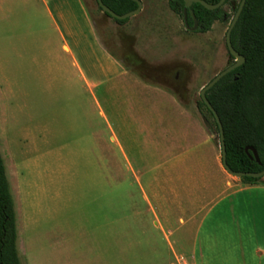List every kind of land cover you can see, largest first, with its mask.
Returning <instances> with one entry per match:
<instances>
[{
    "label": "rangeland",
    "instance_id": "obj_1",
    "mask_svg": "<svg viewBox=\"0 0 264 264\" xmlns=\"http://www.w3.org/2000/svg\"><path fill=\"white\" fill-rule=\"evenodd\" d=\"M85 2L110 53L128 68L139 73L151 68L154 79L185 71L183 90L173 93L198 112L201 90L236 61L226 36L240 0L225 7L227 21L215 22L206 33L188 30L169 0H142V12L126 24L108 17L96 0ZM24 8L30 25V5ZM91 42L88 58L76 51L83 74L51 30L38 34L36 42L28 39L20 57L7 60V45L0 48L2 113L6 104L0 151L15 202L21 262L150 264L154 256L175 261L184 254L178 237L168 236L171 248L168 227L167 235L154 227L145 200L152 198L149 177L163 179L165 173L153 171L159 159L148 155L150 140L129 139L121 129L127 119L158 115L155 106L169 102V94L105 84L98 70L106 60L96 53L94 38ZM115 132L122 146L113 142ZM213 135L220 146V134L214 129ZM116 164L128 171L124 183L117 180Z\"/></svg>",
    "mask_w": 264,
    "mask_h": 264
},
{
    "label": "crops",
    "instance_id": "obj_2",
    "mask_svg": "<svg viewBox=\"0 0 264 264\" xmlns=\"http://www.w3.org/2000/svg\"><path fill=\"white\" fill-rule=\"evenodd\" d=\"M28 5L30 25L24 11ZM50 30L81 74L76 51L88 58L94 38L100 46L96 53L106 60L98 70L105 84L169 94V102L155 106L158 115L127 119V127H121L129 139L150 140L148 155L159 159L153 171L163 170L165 176L149 177L152 198L146 195L145 200L154 213V227L164 233L168 227L166 237H178L175 241L184 253L175 261L154 256L150 264H264V179L245 184L225 169L220 146L205 119L194 105L173 93L183 90L185 71L179 68L167 79H154L151 68L141 70L145 73L128 68L110 53L85 0H0V48L7 45V60L11 55L20 57L28 39L36 42L38 34L44 37ZM1 106L6 116V104ZM8 130L11 136L9 126ZM112 139L122 146L116 132ZM115 167L118 182L124 183L127 169L121 164ZM132 172L141 184L140 176Z\"/></svg>",
    "mask_w": 264,
    "mask_h": 264
},
{
    "label": "trees",
    "instance_id": "obj_3",
    "mask_svg": "<svg viewBox=\"0 0 264 264\" xmlns=\"http://www.w3.org/2000/svg\"><path fill=\"white\" fill-rule=\"evenodd\" d=\"M205 1L209 4H217L220 0ZM103 2L118 15H124L138 8V4L133 0H103ZM231 2L232 0H227L224 7L216 10H209L200 3H194L188 9L189 24L192 26L194 23L191 14L193 12L199 22L198 32L210 31L215 22L227 21L229 14L225 7ZM241 2L242 0L235 9L236 13ZM169 5L173 12L184 19V0H169ZM99 9L103 11L100 5ZM105 14L119 24L130 21V18L118 20ZM232 44L246 61L211 88L207 92V98L218 113L224 128L229 167L236 172H261L264 170V0H246L232 32ZM197 108L207 121L209 131L213 133L215 129L220 134L216 117L202 98L197 103ZM248 147L257 150L260 163L253 158L252 151H246ZM263 179L264 177L248 176L241 178L245 184H258ZM0 264H22L18 248L15 202L1 151Z\"/></svg>",
    "mask_w": 264,
    "mask_h": 264
},
{
    "label": "water",
    "instance_id": "obj_4",
    "mask_svg": "<svg viewBox=\"0 0 264 264\" xmlns=\"http://www.w3.org/2000/svg\"><path fill=\"white\" fill-rule=\"evenodd\" d=\"M100 7L103 9L104 13L109 14L110 16L118 19V20H126L129 18H132L134 16H137L139 13L142 12L143 10V2L142 0H133L138 4V8L128 12L124 15H118L117 13H115L112 9H110L107 5L104 4L103 0H97ZM185 1V9H184V22L186 25V28L188 30L191 31H197L199 29V22L195 16V14L193 12H191L192 17L194 19V26L190 27L189 22H188V9L190 7H192V5L194 3H200L202 4L205 8L209 9V10H216L219 9L221 7H224L225 3L227 0H220L217 4H209L207 3L205 0H184ZM246 4V0H242L239 9L230 25V28L227 32V36H226V40H227V47L229 52L236 58V61L228 66L226 69H224L223 71H221L218 75H216V77L213 78L212 81H210L202 90H201V98L202 100L206 103V105L209 107V109H211V111L214 113L216 120L219 124V128H220V147H221V153H222V161H223V165L225 167V169L233 176L238 177V178H243V177H254V178H262L264 177V170H262L261 172H236L233 171L227 162V148H226V142H225V134H224V128L222 125V122L220 120V117L218 115V113L215 111V109L213 108V106L211 105L210 101L207 98V92L213 88L222 78H224L227 74H229L230 72L234 71L235 69H237L238 67H240L241 65H243L246 61L245 57L243 55H241L233 46L232 44V32L241 16V13L244 9V6ZM205 122L207 123V121L205 120ZM247 152L252 151L253 152V158H255L258 163H260V158H259V154L257 152V150L253 147H248L246 149Z\"/></svg>",
    "mask_w": 264,
    "mask_h": 264
},
{
    "label": "flooded vegetation",
    "instance_id": "obj_5",
    "mask_svg": "<svg viewBox=\"0 0 264 264\" xmlns=\"http://www.w3.org/2000/svg\"><path fill=\"white\" fill-rule=\"evenodd\" d=\"M193 20H194V19H193ZM188 22H189V21H188ZM184 23H185V22H184ZM189 25H190V24H189ZM193 26H194V23H193V25H192V26L190 25V27H193Z\"/></svg>",
    "mask_w": 264,
    "mask_h": 264
}]
</instances>
